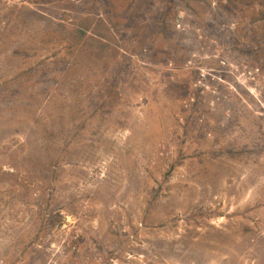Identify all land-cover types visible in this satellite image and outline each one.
I'll return each instance as SVG.
<instances>
[{"label": "rangeland", "instance_id": "rangeland-1", "mask_svg": "<svg viewBox=\"0 0 264 264\" xmlns=\"http://www.w3.org/2000/svg\"><path fill=\"white\" fill-rule=\"evenodd\" d=\"M0 264H264V0H0Z\"/></svg>", "mask_w": 264, "mask_h": 264}, {"label": "built area", "instance_id": "built-area-1", "mask_svg": "<svg viewBox=\"0 0 264 264\" xmlns=\"http://www.w3.org/2000/svg\"><path fill=\"white\" fill-rule=\"evenodd\" d=\"M223 65H225V63L223 62ZM228 67H226V69H228L229 70V72H233V64H229V65H227ZM209 69L207 68V71H208ZM257 70V69H256ZM243 75V74H242ZM195 81H193V86H194V88H193V90H195V91H199L202 95L207 91V90H205V89H210V88H207L208 87V78H207V74H206V70H204V69H201V70H199V72H197L196 73V75H195ZM211 81H213L212 79H211ZM210 81V82H211ZM220 82H222V80H219ZM209 86H210V84H209ZM193 98L195 99V96L193 95ZM192 102L194 103V100H192Z\"/></svg>", "mask_w": 264, "mask_h": 264}, {"label": "trees", "instance_id": "trees-1", "mask_svg": "<svg viewBox=\"0 0 264 264\" xmlns=\"http://www.w3.org/2000/svg\"><path fill=\"white\" fill-rule=\"evenodd\" d=\"M98 58H100L99 56H97V58L96 59H98ZM144 219V218H143ZM144 220H146V219H144Z\"/></svg>", "mask_w": 264, "mask_h": 264}, {"label": "clouds", "instance_id": "clouds-1", "mask_svg": "<svg viewBox=\"0 0 264 264\" xmlns=\"http://www.w3.org/2000/svg\"><path fill=\"white\" fill-rule=\"evenodd\" d=\"M193 76H194V79H195V74H193ZM194 79H193V80H194ZM192 83H193V82H192Z\"/></svg>", "mask_w": 264, "mask_h": 264}]
</instances>
